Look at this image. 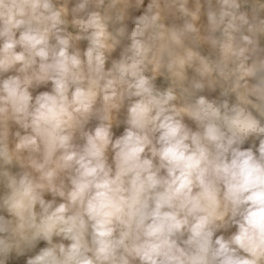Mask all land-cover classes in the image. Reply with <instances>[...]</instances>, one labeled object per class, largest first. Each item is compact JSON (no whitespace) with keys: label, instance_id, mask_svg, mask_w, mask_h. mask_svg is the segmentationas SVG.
Here are the masks:
<instances>
[{"label":"clouds","instance_id":"9594fccd","mask_svg":"<svg viewBox=\"0 0 264 264\" xmlns=\"http://www.w3.org/2000/svg\"><path fill=\"white\" fill-rule=\"evenodd\" d=\"M0 264H264V0H0Z\"/></svg>","mask_w":264,"mask_h":264}]
</instances>
